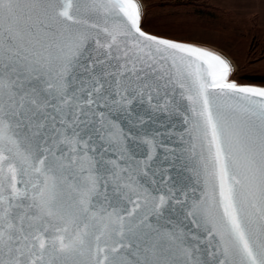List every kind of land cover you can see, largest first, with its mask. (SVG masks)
<instances>
[{
  "label": "snow or ice",
  "instance_id": "1",
  "mask_svg": "<svg viewBox=\"0 0 264 264\" xmlns=\"http://www.w3.org/2000/svg\"><path fill=\"white\" fill-rule=\"evenodd\" d=\"M232 71L140 0H0V264H264V87Z\"/></svg>",
  "mask_w": 264,
  "mask_h": 264
},
{
  "label": "rangeland",
  "instance_id": "2",
  "mask_svg": "<svg viewBox=\"0 0 264 264\" xmlns=\"http://www.w3.org/2000/svg\"><path fill=\"white\" fill-rule=\"evenodd\" d=\"M146 31L173 40L217 49L233 63L230 80L264 87L248 76L264 75V24L256 7L239 12L237 0H141ZM230 5V6H229ZM211 9L214 13L202 12Z\"/></svg>",
  "mask_w": 264,
  "mask_h": 264
},
{
  "label": "water",
  "instance_id": "3",
  "mask_svg": "<svg viewBox=\"0 0 264 264\" xmlns=\"http://www.w3.org/2000/svg\"><path fill=\"white\" fill-rule=\"evenodd\" d=\"M145 32V29H143ZM150 33V32H148ZM153 34V33H151ZM156 35V34H154ZM159 36V35H157ZM163 37V36H160ZM166 38V37H164ZM170 39V38H168ZM173 40V39H172ZM177 41V40H175ZM181 42V41H178ZM191 44V43H190ZM195 45V44H193ZM199 46V45H196ZM202 47V46H200ZM193 71H198L200 74L202 75H207V73L210 71V69H208L206 66H201L199 69H193ZM247 86H254V87H261V86H255V85H247ZM177 100L179 101L180 105H186L187 101L180 99L177 96ZM152 119H149L148 116L146 115L144 117L145 121H146V127L151 128V129H156L157 131H159L161 133V139L163 138L164 135L168 134V129H171L173 124H176V126L178 127V121L180 119V117L176 116L175 114H170V113H165V112H152L151 113ZM167 117V118H165ZM158 118V122L157 123H153V120H157ZM143 127V126H142ZM166 163V162H165ZM171 175L173 177V180L175 182H183L185 180V177L188 176V173H182L179 169H170Z\"/></svg>",
  "mask_w": 264,
  "mask_h": 264
},
{
  "label": "crops",
  "instance_id": "4",
  "mask_svg": "<svg viewBox=\"0 0 264 264\" xmlns=\"http://www.w3.org/2000/svg\"><path fill=\"white\" fill-rule=\"evenodd\" d=\"M230 5V7L239 12H248L251 8L256 7L261 17V22L264 24V0H237L231 2Z\"/></svg>",
  "mask_w": 264,
  "mask_h": 264
},
{
  "label": "bare ground",
  "instance_id": "5",
  "mask_svg": "<svg viewBox=\"0 0 264 264\" xmlns=\"http://www.w3.org/2000/svg\"><path fill=\"white\" fill-rule=\"evenodd\" d=\"M140 3H141V5H142V18H143V15H144V5H143V3H142V1L140 0ZM203 47V46H202ZM204 48H206V49H209V50H212V51H214V52H216V53H219V54H221L222 56H224L229 62H230V64L232 65V68H234V66H233V63L231 62V60L229 59V57H227L224 53H222L221 51H219V50H217V49H213V48H208V47H204ZM233 72V71H232ZM231 76V75H230ZM229 79H230V77H229Z\"/></svg>",
  "mask_w": 264,
  "mask_h": 264
},
{
  "label": "trees",
  "instance_id": "6",
  "mask_svg": "<svg viewBox=\"0 0 264 264\" xmlns=\"http://www.w3.org/2000/svg\"><path fill=\"white\" fill-rule=\"evenodd\" d=\"M203 13L204 12H208V13H214V11L211 9H205V10H201ZM248 78L252 79V80H255V81H264V75H250L248 76Z\"/></svg>",
  "mask_w": 264,
  "mask_h": 264
}]
</instances>
